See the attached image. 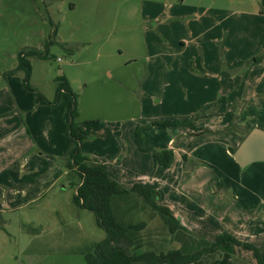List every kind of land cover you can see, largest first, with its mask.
<instances>
[{"label": "rangeland", "instance_id": "obj_1", "mask_svg": "<svg viewBox=\"0 0 264 264\" xmlns=\"http://www.w3.org/2000/svg\"><path fill=\"white\" fill-rule=\"evenodd\" d=\"M198 24H214L215 42H201ZM228 24L242 26L231 29ZM259 24H264V0H0V264H29L38 255L44 256V264H70L87 246L105 238L95 216L72 203L71 184L78 178L66 165L70 139L65 136L63 105H40L25 90L24 74L16 69L20 53L37 50L46 55L27 60L30 85L48 100L54 98L55 79L67 80L76 96V121L88 134L80 147L83 156L108 167L127 189L144 183L141 177H153L162 200L174 203L180 201L171 200L177 176L146 168L136 132L153 159L156 147L198 122L188 114L179 116L192 110L198 95L187 89L190 94L182 100L177 91L190 84L193 70L201 69L202 54L207 65L214 62L208 55L216 53H257ZM224 27L229 32L225 40ZM230 41L234 47L228 46ZM182 120L186 125L174 124ZM239 174L204 177L207 182L219 177L248 180ZM248 177L256 179L254 184L264 182L260 175ZM249 193L255 199L259 190L254 185ZM30 200V207L24 206ZM119 205L117 214L126 224H145L142 230L128 231L134 249L158 253L179 248L180 232L171 236L155 212L139 203ZM7 207L16 210L5 211ZM254 225L247 224L244 232L256 229L255 237L245 239L264 258V224ZM199 229L207 235L202 224ZM233 249L240 252L237 257L229 254V264H246L238 259L243 256L256 259L253 250Z\"/></svg>", "mask_w": 264, "mask_h": 264}, {"label": "crops", "instance_id": "obj_2", "mask_svg": "<svg viewBox=\"0 0 264 264\" xmlns=\"http://www.w3.org/2000/svg\"><path fill=\"white\" fill-rule=\"evenodd\" d=\"M177 18H181V16H177ZM228 25L231 29H240L242 26V24ZM258 26L257 53L264 49V24ZM198 28L201 32L202 43L215 42L216 35H213L216 28H214V24H198ZM223 31L226 32L221 34V37L225 40L229 36L227 27H224ZM228 46L234 47L233 41H230ZM256 50L252 49L253 52ZM257 53L246 55L236 53L234 50L229 51V54L216 53L208 55V60L214 62L207 65L204 64L205 56L202 54L200 56L201 69L193 70L194 74L187 79L190 80V84L186 82L181 90L177 91L178 98L182 100L187 99L190 91L198 95L192 110L179 116L183 117L188 114L193 120L199 118V121L190 122V126L186 127L185 131L179 130L168 139L164 146L155 148L169 150L173 153L170 167L156 166L151 154L138 150L140 161L144 164L146 162L145 166L148 170L161 168L167 173H174L177 176V181L172 184L174 194L171 200L178 198L180 201L169 203L162 200L159 193L160 187L156 185L158 205L168 209L182 227L208 242H212L215 239L211 238H216L222 233H228L234 238L237 237L238 241L249 244L245 236L254 238L256 229L251 228L249 234H245V226L249 223L256 224L254 227L264 224V182L254 184L256 179L248 177L255 174V176H262L264 180V163L254 162L241 169L233 159L235 150L251 130L254 128L264 129V53L261 52L258 55ZM254 58H257V61H252ZM202 84L206 87L199 90L191 88L192 86L193 88L200 87ZM167 87L169 89V86ZM174 93L171 91V95ZM152 96L158 98L156 95H150V98ZM162 96L165 97V91ZM157 102L160 103V100ZM186 110H189V107ZM181 117H177V120ZM181 122L184 123L183 120ZM214 173H225L228 176L231 175V178L242 173L248 180L244 183H236L229 181L228 177V180L219 177L216 178V181L207 182V178L204 176L209 174L211 178ZM109 174L119 182L110 170ZM141 181L154 184L153 177L151 179L147 176L141 177ZM254 185L259 190L255 199L249 198L248 195L251 194L249 192ZM71 187L74 188L75 194V186ZM20 192L26 196L27 192L22 190ZM29 204H32L31 200L24 206L30 207ZM12 210L16 209L7 207L5 211ZM200 224L207 232L203 234L207 235L203 236L198 233ZM234 251L233 249L232 254L237 257L236 255L240 251L237 254V250ZM80 254V257L75 256L68 263L85 264L83 253L80 252ZM240 258L246 264H256V259L253 261L244 256L238 257V259ZM260 258L264 262V258ZM42 259L44 256H35L31 262L29 261V264H39ZM48 263L57 264L58 262ZM63 263H65L64 260ZM229 263H231L229 254L215 251L204 255L192 264ZM41 264H44V261Z\"/></svg>", "mask_w": 264, "mask_h": 264}, {"label": "trees", "instance_id": "obj_3", "mask_svg": "<svg viewBox=\"0 0 264 264\" xmlns=\"http://www.w3.org/2000/svg\"><path fill=\"white\" fill-rule=\"evenodd\" d=\"M60 46L64 48L63 44ZM27 58L42 60L46 58V55L37 50L22 52L18 55L16 69L24 74L22 83L25 90L32 93L40 105L49 108L63 105L65 136L70 139V148L65 157L66 165L74 173L75 178H78L76 183L71 184L76 188L72 203L80 209L91 212L95 216L97 226L105 232L104 239L82 251L85 264H192L204 255L215 251L231 254L234 247L253 250L256 254V264H264L257 248L238 241L228 233H222L213 242H208L182 227L168 209L158 205L156 184L139 183L127 189L110 176L108 167L94 164L83 156L80 147L88 134L76 121L78 118L76 96L70 85L64 77H57L54 98L51 101L48 100L30 85L32 69ZM252 61H257V58ZM174 124L176 126L186 125L184 123ZM135 142L139 151H148L138 131ZM152 156L154 164L163 168L170 167L173 160V153L169 150H154ZM123 202L129 207H134V204L139 203L155 212L171 236L180 232L176 238L179 248L158 253L134 249V240L128 235V231L142 230L145 224L144 222L137 225L126 224L121 215L117 214L121 211L119 203ZM239 263L243 264L241 262L233 264Z\"/></svg>", "mask_w": 264, "mask_h": 264}, {"label": "water", "instance_id": "obj_4", "mask_svg": "<svg viewBox=\"0 0 264 264\" xmlns=\"http://www.w3.org/2000/svg\"><path fill=\"white\" fill-rule=\"evenodd\" d=\"M233 159L241 169L254 162L264 163V129L251 130L235 150Z\"/></svg>", "mask_w": 264, "mask_h": 264}]
</instances>
